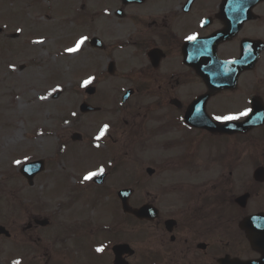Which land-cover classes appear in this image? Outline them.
Returning a JSON list of instances; mask_svg holds the SVG:
<instances>
[{
    "label": "flooded vegetation",
    "instance_id": "af4514ba",
    "mask_svg": "<svg viewBox=\"0 0 264 264\" xmlns=\"http://www.w3.org/2000/svg\"><path fill=\"white\" fill-rule=\"evenodd\" d=\"M81 8L79 18L94 24L101 42L89 47L99 52L101 92L118 93L121 102L132 92L119 107L132 119L117 130L136 139L166 133L164 151L173 156L178 149L179 156L159 180L167 190L152 222L134 218L124 232L101 224L68 232L62 242L54 235L48 246L37 244L41 226L30 215L21 229V264H114L113 247L124 243L129 249L120 250V259L127 264L264 260V235L257 238L261 248L252 247L239 226L264 212V181L254 178L264 168V122L234 130L224 124L247 116L213 119L244 109L255 121L263 114L264 0H99ZM114 124L120 126L118 118Z\"/></svg>",
    "mask_w": 264,
    "mask_h": 264
},
{
    "label": "rangeland",
    "instance_id": "374dc122",
    "mask_svg": "<svg viewBox=\"0 0 264 264\" xmlns=\"http://www.w3.org/2000/svg\"><path fill=\"white\" fill-rule=\"evenodd\" d=\"M24 1L18 0L13 3L23 5ZM31 1L25 3L26 12L29 15H25L22 8L16 5L9 7L8 12L3 11L9 24L2 20L7 23H5L8 29L6 32L10 35L5 34L0 37V197L16 196L18 198L14 206L10 204L14 208L10 209L5 203L1 205L0 222L20 216V222L25 226L30 215L48 217L52 220L51 226L38 229L34 235L39 238L37 244L51 246L55 231L52 227L55 226L54 219L59 223L67 220L69 213L67 207L72 203L81 201L87 209L85 216L90 217L91 220L100 222L104 219L103 213L96 211L97 205L99 207L100 204L97 203L92 209L93 214L88 208L92 207L91 204L89 206L87 204V202L90 203L92 193L97 196H104L107 193L111 197L115 187L118 189L130 186L135 190L140 188L138 189L140 192L142 190L153 192L159 199L157 201L162 203L163 193L166 190L162 184L150 188L148 183H136L134 186L133 181L148 182L149 179L144 172L148 166L161 173L160 178H162L166 159V152L162 148L167 136L164 135L162 140L151 138L137 142L130 141L129 137H125V140L116 139L121 150H126L125 154L110 152L106 148L108 145L105 143L106 136L103 140L97 141L96 144L100 145L98 148L92 146V142L96 141L91 139L98 134V129L104 124L113 125L115 116L128 119L116 110L112 113L91 116L78 112V104L82 100L99 105L97 103L100 100L99 94L96 97L87 98L88 95L84 93L86 86L81 87L82 81L89 76L97 77L100 65L98 53L88 50L86 44L76 53L65 51L67 47L74 45V40L68 44L65 43L68 37L61 39V35L64 34H69L70 37L71 30L75 27L74 23L70 22L66 24L67 29L60 28V32L56 31L53 35L45 34L48 37L43 39L45 41L43 45H29L26 42L34 32L57 30V27L45 19V17L50 19V16L53 19L52 8L62 16L64 10L79 12L83 0H62L67 2L62 12L54 9L56 0H42L39 7L30 5ZM90 2L97 3V0H90ZM43 9H46L50 15L42 14L37 21H33L31 18L37 17ZM0 23H2L1 19ZM18 28L21 32L15 33ZM92 34L93 28L89 31L86 27L79 37L81 35L89 37ZM13 35L16 36L13 37ZM73 36L75 39L76 35ZM22 42L24 43L21 44ZM31 47L38 54L36 57L39 59L38 63L31 61L33 60ZM88 53H90L89 66L92 69L86 66ZM57 88L59 90L53 92V89ZM49 92H52V95L49 96ZM55 93H58V96L53 99ZM41 96L48 98L42 100ZM103 116L111 117V119L102 118ZM75 131L82 134L81 142L70 140L71 133ZM38 159L45 161V169L34 178L33 185L29 186L19 173V167L24 162ZM15 161L20 163L17 164ZM110 163L114 166H109ZM116 166L118 168L115 171ZM100 167H103L106 172L109 169L111 171L109 178L101 187L87 183L79 184V180H82L87 172L97 171ZM80 174L83 176L79 177ZM83 189H91L87 191L90 195L87 192L82 193ZM140 192L137 196L138 203L145 202L140 201L144 199ZM103 200L106 201L105 198ZM107 201L110 202V199ZM18 204L20 206H17ZM108 205L111 206L106 202V207ZM7 226L15 233L16 238L23 237L18 231L20 227L18 222H10ZM63 238L64 235L59 240L62 242ZM20 240L24 242L23 239ZM13 245L17 243L6 239L0 241V264H13L10 263L11 260L20 261V253L13 250L16 249L12 248ZM9 255L14 258L9 260Z\"/></svg>",
    "mask_w": 264,
    "mask_h": 264
},
{
    "label": "snow or ice",
    "instance_id": "6c2138e0",
    "mask_svg": "<svg viewBox=\"0 0 264 264\" xmlns=\"http://www.w3.org/2000/svg\"><path fill=\"white\" fill-rule=\"evenodd\" d=\"M17 31H20V29H17ZM196 37L195 36H189L188 39L189 40H194ZM88 37L87 36H84V35H81L79 37V39H77L74 43L73 46L71 47H67L65 49V51L67 53H76L78 52L81 47L85 44V42L87 41ZM34 43H43L42 40H37V41H34ZM94 77L92 76H89L87 79L83 80L82 83H81V87H85L89 84L92 83ZM59 88L57 89H53V92L54 91H58ZM49 96L52 95V92H49L48 94ZM48 97L47 96H41L40 99L44 100V99H47ZM249 112H250V109H244L243 111H239L238 113H234V114H228V115H217V116H214L213 119L217 120V121H234V120H239L241 119L242 117H246L249 115ZM73 116H75V113H73ZM65 123H68V121H65ZM109 129V125L108 124H104L100 129H99V132L98 134L94 137V139L96 141H99L101 140L106 132L108 131ZM97 148L100 146L99 144H96L95 145ZM15 163L19 164L20 161H15ZM105 171V169L103 167H100L97 171H89L87 172L84 176H83V180L84 181H90L93 179V177L97 176V175H100V174H103V172ZM96 251L97 252H102L104 251V249L102 247H97L96 248ZM13 264H21V262L19 260H15L13 261Z\"/></svg>",
    "mask_w": 264,
    "mask_h": 264
},
{
    "label": "water",
    "instance_id": "95a60500",
    "mask_svg": "<svg viewBox=\"0 0 264 264\" xmlns=\"http://www.w3.org/2000/svg\"><path fill=\"white\" fill-rule=\"evenodd\" d=\"M88 107L86 106V105H83L82 106V109H87ZM34 170H37V169H34ZM102 179V177H100L98 180L100 181ZM122 195H125V194H123L122 193ZM123 208L125 209V210H127V206H126V202L124 201L123 202Z\"/></svg>",
    "mask_w": 264,
    "mask_h": 264
}]
</instances>
